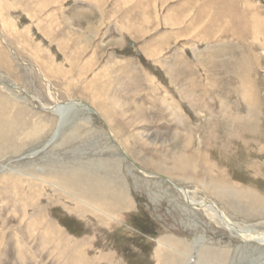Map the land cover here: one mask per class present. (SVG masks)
<instances>
[{
    "label": "rangeland",
    "instance_id": "obj_1",
    "mask_svg": "<svg viewBox=\"0 0 264 264\" xmlns=\"http://www.w3.org/2000/svg\"><path fill=\"white\" fill-rule=\"evenodd\" d=\"M256 234L264 0H0V264H264Z\"/></svg>",
    "mask_w": 264,
    "mask_h": 264
},
{
    "label": "bare ground",
    "instance_id": "obj_2",
    "mask_svg": "<svg viewBox=\"0 0 264 264\" xmlns=\"http://www.w3.org/2000/svg\"><path fill=\"white\" fill-rule=\"evenodd\" d=\"M212 20H210L211 24L207 23L209 26L212 25ZM206 30H209V29H206ZM249 95H251V94H249ZM253 104L254 103L251 102V104H249V106H248V107H251L249 110V111H251V113H252V111H254V110H252V108L254 109ZM56 106L57 107L54 108L55 109L54 112H59V114H61V115L64 114L63 110L67 109L68 106L80 107L88 113H96V110L89 103H87L84 100L71 99L66 103L65 102L64 103H57ZM69 179L70 180H66V181L63 180L60 184L64 187L74 191L75 193H78L82 197L83 200L89 201L90 203H92L95 206L101 205V203L104 202L103 196L110 195V192L107 191L108 189H106V187L104 185L98 183L96 180H93V179L85 180V179L79 177L78 175H72L71 177H69ZM85 181H88V182L84 183ZM18 183H24V181L22 179L18 178ZM121 199H123V198L120 197V200ZM187 199L189 201L192 200L191 198H187ZM90 203H88V204H90ZM201 203L205 205L204 206L205 210L212 216L213 219H215V220L217 219L218 221L222 222V224H224L228 227L234 226V224H232L229 219L226 220L225 218H223L220 211L218 209H216L214 206L207 204L204 201H202ZM255 239H257L258 241H263L264 236H260V235L256 234Z\"/></svg>",
    "mask_w": 264,
    "mask_h": 264
}]
</instances>
